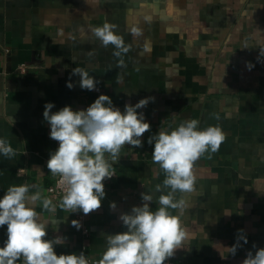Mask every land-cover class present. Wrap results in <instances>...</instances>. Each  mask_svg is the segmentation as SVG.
Here are the masks:
<instances>
[{"label":"crops","instance_id":"0c3cea01","mask_svg":"<svg viewBox=\"0 0 264 264\" xmlns=\"http://www.w3.org/2000/svg\"><path fill=\"white\" fill-rule=\"evenodd\" d=\"M105 22L130 45L123 67H117L115 49L92 34ZM23 64L26 73L19 72ZM75 67L99 81L96 90L79 87ZM101 94L121 111L153 97L138 109L151 131L142 147L121 149L98 211H62L48 193L47 160L59 145L50 139L44 105L53 103L52 112L85 110ZM187 119H197L201 129L221 127L225 140L195 164V190L184 194L189 207L182 217L193 238L171 259L242 264L249 251L264 248V0H0V138L16 151L11 160L0 155V198L10 185H37L42 199L57 205L55 213L37 206L41 220L62 219L48 225L49 239H65L55 247L58 255L84 252L99 259L106 246L102 233L126 231L119 214L141 205L140 194L164 179L149 136ZM241 230L248 242L240 240L232 255ZM6 238V226L0 227V247Z\"/></svg>","mask_w":264,"mask_h":264},{"label":"clouds","instance_id":"9594fccd","mask_svg":"<svg viewBox=\"0 0 264 264\" xmlns=\"http://www.w3.org/2000/svg\"><path fill=\"white\" fill-rule=\"evenodd\" d=\"M115 29L116 25L105 22L91 31L103 47L115 49L113 55L119 58L117 67H123L122 56L130 50V45L125 44ZM132 34L141 35L135 28ZM72 75L80 77L81 89H97L99 81L84 68H73ZM66 86L72 89L74 84L69 80ZM153 100V97H146L135 105L125 104L123 111L103 94L85 110L64 106L52 112L53 103L44 105L43 118L50 126V139L59 145L49 154L47 168L52 176L59 178L63 189L59 202L62 211H80L87 216L102 207L106 195L104 181L115 175L113 165L119 161L121 149L125 145L142 147V137L151 131L150 123L138 109L145 108ZM199 124L197 119H187L171 131L160 130L149 136L147 142L153 145L152 161L164 174L162 184L155 185L151 193L142 192L141 205L119 214L126 231L102 233L106 246L93 264H166L178 250L185 249V242L193 237L182 221L189 207L184 194L195 190V164L205 154L216 153L225 140L221 127L210 125L201 129ZM0 155L10 160L16 155L4 138H0ZM156 193H159L156 197L158 207L153 210L150 205ZM41 204L46 212L57 210L51 199H42L34 184L10 185L0 198V227L6 226L7 235L0 247V264H17L21 258L23 264H89L84 252L56 253L55 247L63 245L65 239L59 235L49 239L48 225L57 226L62 219L42 221L36 211ZM109 206L112 210L117 208L115 202H110ZM71 223L78 230L81 227L78 220ZM240 240L248 242L242 230L230 254L235 255L241 246ZM242 264H264V248H258L255 254L249 251Z\"/></svg>","mask_w":264,"mask_h":264},{"label":"built area","instance_id":"2783aa9c","mask_svg":"<svg viewBox=\"0 0 264 264\" xmlns=\"http://www.w3.org/2000/svg\"><path fill=\"white\" fill-rule=\"evenodd\" d=\"M28 71V66L27 65H21L19 67V72L20 73H26ZM48 193H49V196L51 197V199L53 201H60L62 195H63V189L62 187L60 186L59 184V178L58 177H54L52 176V183L51 185L49 186L48 188ZM83 233L85 235H88L89 233V230L87 228L84 229ZM86 249V248H84ZM89 260V264H93V262L97 259H93V258H90L88 256H86ZM166 264H188L187 262L183 261V260H180V261H176V260H173V259H170L166 262Z\"/></svg>","mask_w":264,"mask_h":264}]
</instances>
